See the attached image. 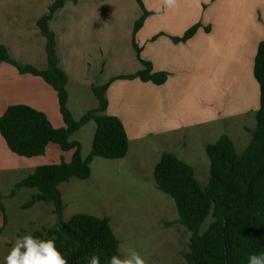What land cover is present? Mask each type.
Listing matches in <instances>:
<instances>
[{
	"label": "crops",
	"instance_id": "1",
	"mask_svg": "<svg viewBox=\"0 0 264 264\" xmlns=\"http://www.w3.org/2000/svg\"><path fill=\"white\" fill-rule=\"evenodd\" d=\"M75 1L71 4L66 0L57 20L51 22L59 66L68 76L66 88L76 82L91 90V84L139 70L142 65L135 55L133 38L141 47V57L151 62L153 70L168 74L159 85L138 78L109 83L106 113L122 121L129 143L149 134L193 127L209 133L218 121L255 114L259 88L252 72L253 58L264 33L260 25L254 21L249 25L246 18L251 12L263 17L264 5L217 0L208 12L201 13L202 0H175L174 7L168 9L163 7V0H142L147 15L133 36L134 22L142 14L136 0ZM51 2L0 0V43L20 65L31 64L39 69L46 66L45 39L36 22ZM157 8L161 11L156 12ZM200 16L211 17L205 20L208 31L200 26L185 41L169 37L182 35ZM5 32L18 36L7 37ZM26 32L32 34L26 38ZM36 42L44 43V50L35 47ZM105 57L107 62L114 61L109 69L100 68ZM217 75L223 86L219 96ZM16 103L28 104L48 118V112L59 110L56 92L41 77L21 73L13 64L0 61V115ZM56 120L63 125L62 118L58 120L57 116ZM15 155L0 134V172L14 167Z\"/></svg>",
	"mask_w": 264,
	"mask_h": 264
},
{
	"label": "trees",
	"instance_id": "2",
	"mask_svg": "<svg viewBox=\"0 0 264 264\" xmlns=\"http://www.w3.org/2000/svg\"><path fill=\"white\" fill-rule=\"evenodd\" d=\"M136 1L142 14L134 22L133 36L147 15L142 0ZM65 2L53 0L36 22L45 39L44 69L31 64L20 65L0 43V61L13 64L21 73L41 77L56 92L63 125L54 127L44 112L25 103H16L8 105L0 115V134L8 149L18 156L42 155L49 143L57 144L61 150H73L69 161L60 159L57 163L39 165L16 183L17 187L37 189L29 204L49 200L55 203L56 225L31 235L54 239L67 264H88L93 254L99 257L100 264H108L112 255H121L109 217L74 213L68 222H64L58 186L71 177H88L94 156L117 159L127 153L129 139L122 121L106 113L109 83L115 79L138 78L159 85L165 82L168 74L153 70L151 62L141 57V47L133 38L132 45L142 67L133 73L112 77L108 82L91 84L97 106L75 119L67 107L68 76L59 66L56 35L50 27L54 13ZM197 27L198 24H194L182 36L172 38L185 41ZM252 72L259 88V106L255 113L256 126L249 129L250 138L241 153L236 152L227 134H221L215 142L207 144L209 179L206 185L198 182L190 164L171 152L164 151L154 166L157 189L174 200L178 222L190 232L188 249L183 252L184 261L173 264H247L250 254L264 252V38L257 45ZM90 120L96 127L90 152L83 158L80 143L71 140L70 136ZM208 216L211 220L201 231Z\"/></svg>",
	"mask_w": 264,
	"mask_h": 264
},
{
	"label": "rangeland",
	"instance_id": "3",
	"mask_svg": "<svg viewBox=\"0 0 264 264\" xmlns=\"http://www.w3.org/2000/svg\"><path fill=\"white\" fill-rule=\"evenodd\" d=\"M69 2L74 4L76 1L69 0ZM246 2L264 5V0H247ZM217 3V0H202L201 13ZM58 11L59 9L54 13L50 27L51 22L57 20ZM207 19L211 17L200 16L195 24H198V27L205 26V30L208 31V21L205 23ZM246 19L249 25L251 24L249 22L253 21L260 25L264 33V16L260 18L251 12ZM31 34L32 32H26L25 37L28 38ZM5 35L10 37L13 33L6 34L5 32ZM15 35L18 36L16 33L12 37ZM169 37L173 40L172 37L177 36L169 35ZM41 40L40 42H43ZM43 45L44 43H34V46L40 50H44ZM64 51L66 52V49ZM13 53L18 57L16 50L13 49ZM59 55H61V50H59ZM122 60L119 63H122ZM113 62L111 59L107 62L105 57L100 68L109 69ZM221 83L222 79L217 75L215 86L218 96L221 89L223 90ZM67 92L69 95L67 107L75 119L97 106V99L87 85L71 82L67 87ZM48 113V119L54 127L62 126L56 120L57 116L58 120H61L59 110ZM255 126V114L249 113L238 120L218 121L213 127L214 130L209 133H204L202 131L204 129L193 127L162 134H149L131 140L127 153L122 158L107 159L94 156L90 162L88 177L83 179L71 177L68 181L59 184L63 205L61 218L64 222H68L74 213L108 216L113 233L119 240L121 255L127 254L129 248H135L145 260V264L183 262V252L188 249L190 232L178 222L174 200L157 189L153 178L155 164L164 151L171 152L190 164L198 182L206 185L209 179V158L206 145L215 142L221 134H228L234 143L236 152L241 153L250 138L249 129ZM95 127V122L90 120L70 136L71 140H77L80 143V154L83 158L87 157L90 152ZM72 154V149L61 150L57 144L49 143L42 155L34 157L15 155L14 167L0 172V201L2 204L0 208V261L8 254L16 239L37 230L54 227L57 223L55 203L52 200L34 201L29 204L32 195L37 193V189L17 187L16 183L27 177L37 166L57 163L60 159L69 161ZM11 192L12 195H10ZM210 220V216L205 219L201 231L207 227Z\"/></svg>",
	"mask_w": 264,
	"mask_h": 264
},
{
	"label": "clouds",
	"instance_id": "4",
	"mask_svg": "<svg viewBox=\"0 0 264 264\" xmlns=\"http://www.w3.org/2000/svg\"><path fill=\"white\" fill-rule=\"evenodd\" d=\"M174 5L175 0H163L165 9ZM155 11L160 12L161 9L157 8ZM0 264H67V260L56 247L54 239L34 238L31 234H25L15 240ZM88 264H100L99 257L93 254L88 259ZM108 264H145V260L135 248H129L127 254L112 255ZM247 264H264V252L250 254Z\"/></svg>",
	"mask_w": 264,
	"mask_h": 264
}]
</instances>
